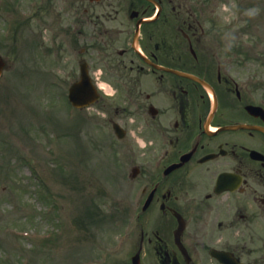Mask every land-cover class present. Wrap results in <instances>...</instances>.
<instances>
[{"label":"flooded vegetation","instance_id":"af4514ba","mask_svg":"<svg viewBox=\"0 0 264 264\" xmlns=\"http://www.w3.org/2000/svg\"><path fill=\"white\" fill-rule=\"evenodd\" d=\"M57 1V48L110 83L96 107L119 141L133 130L144 144L129 148L142 183L127 193L142 264H264V110H247L264 109V91L205 58L210 35L186 1Z\"/></svg>","mask_w":264,"mask_h":264},{"label":"rangeland","instance_id":"374dc122","mask_svg":"<svg viewBox=\"0 0 264 264\" xmlns=\"http://www.w3.org/2000/svg\"><path fill=\"white\" fill-rule=\"evenodd\" d=\"M46 2L0 0V52L8 64L0 79V264H129L133 237L123 234L133 224L124 207L127 189L142 183L127 184L140 160L133 162L129 148L144 144L133 130L129 147L117 141L111 128L90 119L95 110L73 113L68 90L79 73L77 50L57 48L49 24L57 22L58 1L45 14L38 6ZM210 5L219 29L205 58L215 53L225 67L247 60L249 68L232 74L264 80V0ZM17 19L25 25L15 33Z\"/></svg>","mask_w":264,"mask_h":264},{"label":"water","instance_id":"95a60500","mask_svg":"<svg viewBox=\"0 0 264 264\" xmlns=\"http://www.w3.org/2000/svg\"><path fill=\"white\" fill-rule=\"evenodd\" d=\"M5 63L0 57V76L2 74ZM95 89L90 85L86 78L82 82L76 83L70 90V100L77 107L88 105L96 97ZM119 133V131H117ZM134 264H138L135 260Z\"/></svg>","mask_w":264,"mask_h":264}]
</instances>
